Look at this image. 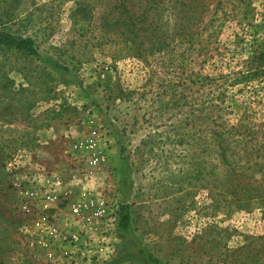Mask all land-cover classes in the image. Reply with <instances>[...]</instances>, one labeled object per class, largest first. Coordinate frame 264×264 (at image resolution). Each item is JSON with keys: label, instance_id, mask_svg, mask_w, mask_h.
<instances>
[{"label": "rangeland", "instance_id": "1", "mask_svg": "<svg viewBox=\"0 0 264 264\" xmlns=\"http://www.w3.org/2000/svg\"><path fill=\"white\" fill-rule=\"evenodd\" d=\"M73 5L0 0L38 51L0 52V264H264V0H211L192 41L140 58ZM89 198L110 211L85 224Z\"/></svg>", "mask_w": 264, "mask_h": 264}, {"label": "trees", "instance_id": "2", "mask_svg": "<svg viewBox=\"0 0 264 264\" xmlns=\"http://www.w3.org/2000/svg\"><path fill=\"white\" fill-rule=\"evenodd\" d=\"M211 0H74L69 15L73 25L97 31L99 40L120 43L126 52L140 58L164 49L175 50L193 40L202 24V15ZM202 30V29H201ZM0 52L37 55L30 36L0 30ZM3 88H6L5 86ZM213 151L219 149L212 133ZM216 145V150L214 149ZM129 207L119 208L120 228L129 223Z\"/></svg>", "mask_w": 264, "mask_h": 264}, {"label": "built area", "instance_id": "3", "mask_svg": "<svg viewBox=\"0 0 264 264\" xmlns=\"http://www.w3.org/2000/svg\"><path fill=\"white\" fill-rule=\"evenodd\" d=\"M88 164L89 165H95L98 162V158H90L88 159ZM58 188V183H53L52 185L43 187L42 190L39 191L38 196L40 198L41 201V205L43 207L44 210L49 209L51 206H56L59 197L61 196L60 191L57 189ZM29 191H27L25 194H28ZM82 196H85V194H83ZM94 209L95 211L90 212L89 215H85L83 212H87L86 210H92ZM71 213L73 216L78 217L82 214V220L84 221L85 224H92V219L93 216H96V220L99 221L101 220L102 217H104V214L107 212V215L109 214L108 212L109 207L105 208L103 205L98 207L96 204H94V201L89 198V202L87 204H85L82 207H79L78 205H72V207H70ZM112 214V213H111ZM42 225L41 227L43 228V231H46L45 234L48 236H53L55 238H59L58 236V232L56 231V229L54 228H49L47 226H45V219L42 220ZM113 222H117L118 218L117 217H113L112 218ZM44 246H47L46 242H41Z\"/></svg>", "mask_w": 264, "mask_h": 264}]
</instances>
